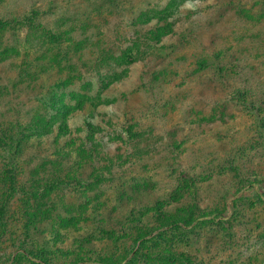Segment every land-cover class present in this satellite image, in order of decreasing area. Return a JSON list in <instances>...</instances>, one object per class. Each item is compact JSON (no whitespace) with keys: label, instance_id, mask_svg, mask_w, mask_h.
Returning <instances> with one entry per match:
<instances>
[{"label":"rangeland","instance_id":"obj_1","mask_svg":"<svg viewBox=\"0 0 264 264\" xmlns=\"http://www.w3.org/2000/svg\"><path fill=\"white\" fill-rule=\"evenodd\" d=\"M132 1L134 8L124 12L119 8L127 6L126 3L129 0H117L114 3L113 0H0V20L10 23L8 27L0 28V53L2 50L6 53L3 54L6 59L1 65L5 73H3L5 83L0 87L5 92L0 93V120L16 117L21 125V131L25 130L28 141L27 148L22 149V161L20 162L18 157L19 161L16 165L18 191L13 192V196L6 203L3 225H0V264H74L81 255L80 238L85 237L89 232L88 228L110 229V224L104 219L101 220V224H95L92 220L75 223V219H72V222H68L65 214L56 215L46 205V200L57 201L60 207L77 203L82 206L81 210L85 211L77 214H80V218L85 217L99 210L92 206L94 201L88 204L91 194H95L91 189L89 192L80 189L74 194V190L58 188L49 194H41L39 200L22 194L21 191L28 190V186L31 185L28 176L32 168L30 164L40 162L39 157L49 153L47 145L56 134V130L44 135L41 128L43 126L46 128L51 123H54V128L57 127V123L60 128L66 126L72 133L69 138H73L77 145L85 138L92 137L91 141L86 142L94 143L95 152L99 157L109 159L115 156L127 159L126 155L136 156L130 158L134 161L133 168L125 169L123 173L125 182L122 183L123 204L120 206L118 203L117 206L112 196L111 201L101 205L99 212L108 214L111 221L115 218L122 219L136 204L139 209V199L150 200L149 197L153 196V193L149 192L150 186L156 188L152 189V192L160 205L159 209L145 208L144 210L149 211L143 213L144 218L140 221L142 223L135 225L132 232L125 230L117 235L113 240H116L117 248L113 249L115 255L111 258L112 261H124L130 248L135 247L136 255L132 258V264H155L160 258L171 259L174 262L177 260V264H264V201L258 198L253 188L240 193L233 201L230 200L232 194L239 193L240 189L251 182H257L259 188L264 190V128L261 127L256 111H248L240 97L230 104L224 99L226 97L221 96L220 91L215 92V82L211 76H195L181 86L185 79L182 73L185 70L192 72L197 64V58L194 55L200 53V48L194 49L193 43V48L173 46L172 49L166 48L164 51L168 53L172 50L174 56L172 72L169 74L171 85L169 90L164 91L171 93L173 101L177 102L172 114L166 115L165 107L158 104L153 107L154 116L150 117L149 112L144 108L148 105L153 106L151 103L144 101L142 102L144 106L141 108L142 105H140L137 108L133 106L134 101L118 98L107 106L108 111L103 109L104 105H101L94 109L88 106L83 111L64 114L61 107L64 104H74L70 101L72 94L70 91H78L77 88L82 84L81 82L88 81L86 79L77 83L74 80L71 86L56 94L60 100L57 109L52 112L38 111L34 115L35 108L32 106L35 107L40 101H46V96L50 94L53 87L52 79L48 80L46 74L42 72L46 68L54 71L55 66H45L41 55L46 48L55 47L53 44L50 45L54 35L61 33L70 36L79 43L85 55L90 49L98 51V48L107 53L100 56V60H95L99 63L91 64L90 73L93 75L95 70L103 71L107 63L117 65L114 54L120 56L126 49V44L128 46L130 42L137 40L136 43H138L151 38L157 40L165 32L170 34L171 31L165 29L166 22L172 23L177 34L180 33L182 36L186 35L189 28H193L203 44H208L211 36L220 35L222 31L219 26L213 30L207 27L204 29L208 25L206 23L210 11L205 6L215 0L195 1L194 6L191 3L182 5L181 0ZM258 1L260 0H245L248 16L250 14L260 16L263 9L257 4ZM177 5L179 8L175 9ZM157 9L163 10L161 15H169L171 12L173 17L166 18V22L157 20L153 17ZM91 10L92 12L97 10V12L94 14L90 12ZM110 12L115 14L112 15ZM176 14L180 15L176 17ZM141 18L152 20L148 22L150 24L142 27L141 24L139 25ZM251 18L257 20L255 17ZM131 22L139 28L136 39H130V33L135 32V29H131L133 26ZM198 24L199 27H197ZM154 25L161 31H155ZM200 28L202 32L198 33ZM248 28L251 29L250 37H248L251 44L243 49H247V53L254 58L253 67L259 73L255 63L263 59L264 53L260 46H264V36L257 33L259 30L256 26ZM223 29L233 30L228 26ZM239 35L244 36V33ZM217 39V44L222 41ZM163 44L167 46L170 41L164 40ZM42 56L46 57V55ZM237 63L244 66V70L241 73H231L230 83L235 87V91L239 92L243 88L245 80L248 86L247 91L252 92L255 104L264 106V84L256 86L251 72L245 69V58H239ZM258 68L264 74V68ZM13 71H17L20 82L16 83L14 93H10L12 81L7 83L8 87L5 85L6 78L8 81L10 76L14 78ZM177 71H180L182 76L178 74L174 77V72ZM117 85L115 91L119 97L122 85ZM107 93L113 96L111 91ZM153 93L158 96L159 89H154ZM110 98L105 96L104 99L111 102ZM143 99H146V96ZM11 100H13L12 103H10ZM224 106L233 113L232 117L235 118L233 122L229 123L230 120L225 117L224 124H221L223 118L218 112ZM132 108L136 109L129 119L137 121L140 125L154 123L160 146L165 142V138L173 144L175 152L167 149L166 153L170 156V164L175 166L177 171L175 174H167V177L172 176L170 186H172V193L175 191L176 200L172 201V204H166L167 200L170 201L163 193L166 180L162 179L166 175L159 172V169L156 170V165L162 162L163 151L159 154L156 152L152 158H146L144 154L147 147L144 145L148 146L151 140H148L149 143L147 140H142L139 148L127 147L123 142L127 138L123 120L127 119L130 111L133 112ZM211 110L217 111L214 116L210 114ZM179 115L184 117V121L177 122ZM85 116L94 125L93 130L84 129ZM261 116L264 117V110ZM31 117H37V124L25 126ZM166 119L176 127L163 132L162 129L169 126ZM55 120H57L56 124ZM77 129L79 130L76 131ZM111 131L122 138L118 139ZM168 136L171 139H168ZM43 137H46L47 141L41 142ZM181 138L188 139L182 144ZM37 153L40 156H37ZM5 162H7L6 157L0 156V204L8 187L9 175L6 174L8 167L5 166ZM147 170L153 173L148 175L152 180L148 187H145L144 182L141 181L145 176L147 178L145 175ZM60 172L61 176H64L66 170L63 168ZM43 173H46L44 176H49V170L39 169L38 176L41 179L44 177ZM71 173L65 175V178H70ZM181 173L184 175L178 178ZM113 180V177H110L108 180H102L101 183L103 182L105 188V184L107 187L114 184ZM106 195H109V192L103 198ZM227 200H230L228 207L225 205ZM37 210L42 211L43 215L37 213ZM30 212L32 219L26 222V213ZM121 213L126 214L121 215ZM213 214L215 218L208 219ZM41 216H45L44 219ZM177 221L183 222V225H173ZM141 236H145L146 239L137 243L136 238Z\"/></svg>","mask_w":264,"mask_h":264},{"label":"trees","instance_id":"obj_2","mask_svg":"<svg viewBox=\"0 0 264 264\" xmlns=\"http://www.w3.org/2000/svg\"><path fill=\"white\" fill-rule=\"evenodd\" d=\"M195 1L199 0H181V4L183 5V3H191L194 6L196 5ZM114 2H117V0H113V3ZM257 4L259 6L261 5V8L263 9L262 12H260V16L259 14H255V16H251V14L250 16H248L246 14L245 0H215L212 3L206 4L205 7L209 8L210 11L206 23L208 25L205 26L204 29H206L207 27L209 30H213L214 28H218V26L219 29H222L220 33L221 36L214 34L209 39L208 44L202 43L201 38L199 36H196L193 28H189L185 36H182L180 33L177 34V31L173 28L172 23L166 22V18H171L172 13L170 12L169 15H161V12L163 10L161 11L160 9H157L153 14V17H155V19L157 20L159 19L165 21L167 25L165 29H169L168 31H171V33L168 34L169 32H165V34L159 36L160 38L157 40L156 38H151L149 40L146 39L145 41H141L138 43H136L137 40L130 42L128 46L126 44V49L123 53L121 52L120 56H115L114 54V59L118 62L117 65H110L109 63H107L106 67H103V71L95 70L93 75L90 73L91 64H93V62L99 63L95 60H100V56H102L103 54L107 55V53L103 51V49L98 48V51L90 49L89 53L85 55V53L81 51L79 43H76V41L70 36H66V34L64 35L61 33H59L58 35H54V37H52L53 41L51 40L50 45L53 44L55 47L46 48L45 52L42 54L46 55L45 58L41 55V59L44 61L43 64L45 66H55L54 71L52 69L46 68L44 72H42L46 74V78L48 80L52 79V91H50V94L46 96V101H40L35 105V107L32 106V108H35L34 115L35 113L37 114L38 111L42 112L43 110H46L48 112H52L53 110L57 109L60 100L56 94L63 91V89L71 86L74 80H76L77 83L80 80L86 79H88V81L81 82L82 84L77 88L78 91H70L72 93L70 101L74 104H64L61 107V111H63L64 114L68 115L72 112L74 113L76 111H83L88 106L94 109L100 107L101 105H104V107L102 106L103 109L108 111L109 109L107 108V106L114 102L116 98L120 100L126 99L125 101H134L133 106H137V108L140 105H142L140 106L142 108L144 106L142 102L144 101H146L147 103H151L153 106L148 105L144 108L149 112L150 117L154 116L155 110H153V107L158 104L159 106L165 107V109L167 110L166 115L172 114L175 110L174 108L176 107L177 102L173 101V95L171 93L164 91L165 89L169 90V86L171 85L169 74L172 72L174 56L172 50L168 53H164V51L166 48L172 49L173 46H175V48H183L185 46L187 48H193V43L195 47L194 49L200 48V53L194 55L197 58V64L194 66L195 69L192 72L185 70L182 73L185 79L182 81L181 86H183L189 80V78H194L195 76H211V78H213L212 80H214L215 82V92L220 91L221 96L226 97L224 99L229 101L230 104H233L235 100L240 97L242 103L245 105L248 111H256L255 114L261 121V127L263 129L264 117L261 116V113L264 110V106L261 107L255 104L252 92L247 91L248 86L245 80L243 82V88L240 89L239 92L235 91V87L230 83V77L232 76L231 73H241V71L244 70V66H240L237 63L238 59L242 57L245 58V69H248L249 72H251L253 79L256 81V86L264 84V74L263 72H261L260 68H258H264V54L263 59L255 63L257 69L259 70V73H257V70L253 67L254 64L252 62L254 58L250 53H247V49H243L251 44V40L248 38L250 37L249 31L251 30L250 28H248L249 26H256V28L259 30L257 31V33L264 36V0L258 1ZM126 5L127 6L119 8V10L129 12V10H132L134 8L132 0H129ZM178 8L179 6L177 5L175 9ZM90 12H92V10ZM96 12L97 10H94L92 13L95 14ZM110 14L114 15L115 13L110 12ZM178 15L180 14H176V17ZM251 17H255L257 20L255 21ZM141 19L142 20H140L139 25L141 24L140 26L142 27L150 24L148 22L152 20L148 18ZM131 24L133 25L131 26V29H135V32L130 33V39H136L137 37L135 36L139 28L134 26L133 22H131ZM9 25V22L0 20V28L8 27ZM241 25L243 27H240ZM227 26L233 30L229 31L223 29ZM197 27H199V24ZM153 28H155V31L157 32L161 31L155 25ZM198 31V33H201V28L198 29ZM242 32L244 33V36L239 35ZM251 33L253 34V31ZM224 37H227L228 39H223ZM217 38L222 40L218 44ZM164 40H169L170 44L165 46L163 44ZM261 48L264 53V46H260V49ZM3 54L6 53L2 50V52L0 53V68L2 65V61L6 59L4 58ZM3 73L4 71L1 68L0 86L5 83ZM28 73L31 74L30 71H28ZM12 74L14 78L10 76L9 81L8 78H6L5 85L6 87H8L7 83L12 81L10 83V93H14L13 89L20 82L19 76H17V71H13ZM178 74L182 76L180 71L174 72L173 76L176 77ZM228 74H230V76H228ZM243 77H245V75ZM117 84L122 85L119 97L117 91H115V88L118 87ZM0 89L2 88L0 87ZM154 89H159L160 93L158 96L154 95ZM2 91L3 89L0 92L1 94L5 92L3 91L2 93ZM108 91H111L113 93V96L112 94L107 93ZM105 96L111 97V102L108 101V99H104ZM144 96H146V99H143ZM12 102L13 100L10 101V103ZM257 107H259V109ZM135 109L132 110V113L130 111V114L127 115V119L123 120L125 135L127 136V138L123 142L127 147L133 146V148H135L136 146V148H139L141 146L140 142L142 140H147L148 143V140H151V143H149L148 146L144 145V147H147L145 148L146 152L144 154L146 158H152L156 155V152L157 154H159L163 151V159L161 160L162 162H159L158 165H156V170L159 169V172L166 175L162 179L166 180V187H164L165 189L163 190V193L165 197L170 201L168 202L167 200L166 204H172V201L174 202V200H176L174 197L175 191L173 193L171 191L172 186H170V179L172 178V176L167 177V174H175L177 171L175 169V166L173 167L170 164V156H168L166 153L167 149H170L171 152H175V149L173 147V144H171L169 140H167V138H165V142H163V144L160 146L159 140L157 139V136L155 134L157 129L154 123L150 125H140L137 121L129 119L133 115ZM178 112L181 113V110L178 109ZM216 112V110H211L210 114L214 116ZM218 113H220L219 116L223 118L221 124H224L223 121H225V117H227V120H230L229 123L233 122L235 119L232 117L233 113L230 110L228 111L227 106H224L223 109H221ZM183 118L184 117L182 115H179L177 122L184 121ZM166 121L167 125L169 126L164 127L162 129L163 132H168L169 130H171V128L173 129L174 127H176L175 124L170 122V120L166 119ZM37 122V117H31L30 120L27 121L25 126H31V124H37ZM56 122L57 120H55V124ZM83 122L85 123L84 129L86 131L93 130L95 128L87 116H85ZM53 125L54 123H51L50 125H47L46 128L44 126L41 128L44 131V135L52 133L53 130H56V134L53 135L51 141L47 145L49 153H44L42 156L37 153V156H40V162L34 164L32 163V165L30 164V167L32 168H30L28 176L31 181V185L28 186V190H22V194L25 196H29L32 199L39 200L41 194H49L50 192L55 191L58 188H68L67 190L71 191L74 190V194L77 193L80 189H84V192H89V189H91L93 192H95V194H91L88 204L90 205V203L94 201V203H92V206L94 207V209L99 210L94 211L93 214L90 213V215H85V217L82 218H80V214L85 211L81 210L82 206H80V204L73 203V205L67 204V206L62 205V207H60V204L57 201L46 200V205L50 208V210H53L56 215H58V213L65 214V218H67L68 222H72V219H75V223H84L86 220H92L95 224H101V220L104 219L108 224H110L109 230L103 228H98L97 230H91L89 228L87 229L89 230V232L86 233L84 238H80L81 246L79 252L81 253V255L74 262V264H132V258L136 255L135 247L130 248L124 261L114 262V260H111V258L115 255V251H113V249L117 248L116 240H113L119 233L121 234L125 232V230H130L132 232V230L135 229V225L142 223L140 221L144 218L143 213H148L149 211L144 210L145 208L147 209L149 207H152L155 210L159 209L160 205H158L159 203L154 196V192H152L156 188H154V186L152 185L150 186L149 192L153 193V196L149 197L150 200H147L146 198L139 199V209H137L136 204V206L133 207L132 210L127 212V214L121 213V215L126 214L122 217V219L119 218L118 220L115 218L114 221H111L108 214L99 212L102 208L101 205H104L105 202L111 201L112 196L114 197L117 206L118 203L120 204V206L123 204L122 201L124 197V189L122 183H125L123 180V173H125V169L133 168L134 161L130 160V158L136 156L126 155V157H128L127 159L115 156H111L109 157V159L108 157H99L95 152L94 143L92 142L91 144H87L86 142L88 140L91 141L92 137L85 138L82 143L77 145L73 138H69L72 133L71 131H68L66 126L60 128V125L57 123V127L54 128ZM20 127L21 125L16 117L0 120V156L4 155L7 159V162H5V166L8 167L6 170V174L9 175L8 187L5 190V195L3 196L0 204L1 226L3 225L5 205L13 196V192L18 191L16 188V165L19 161L18 157H20L21 162V156L23 155L21 154L23 152L22 149L27 148L26 143L28 141L26 140L27 138L25 135V130L21 131ZM78 130L79 129H77L76 131ZM105 130L109 131L108 128H105ZM111 133L115 134L114 131H111ZM115 136L118 137V139L122 138L118 134H115ZM168 139L171 138L168 136ZM187 139L188 138H181L180 143L184 144ZM152 140H154V142ZM43 141H47L46 137H43V140L41 142ZM102 148L104 149V145L102 146ZM138 157H140V155ZM105 162H107V164H105ZM126 163L127 165H125ZM63 168L66 170L65 175H68V173L72 172V176H70V178H65V175L61 176L62 174L60 172V169ZM39 169L49 170V176H44L47 172L45 174L43 173L44 177L43 179H41L38 176ZM152 173L153 172L150 171L145 172L147 178L145 176L141 181L144 182L145 187H148L149 182L152 180V178L148 176ZM105 174L107 176H105ZM183 175L184 173H181L178 178L182 177ZM110 177H113L114 184L108 187L107 184H105L106 187L104 188V184H102L103 182L101 183V181L108 180V178ZM117 180L119 181L117 182ZM30 181L28 180V183ZM251 188H253L258 198L264 201V190L262 188H259V184L257 182H251L249 185L240 189L239 193L237 192L235 194H232L230 200L233 201V199H236L240 193H243L244 191ZM159 191H161V188H159ZM107 192H109L110 198L109 195H106V197L103 198V196ZM146 196L148 195L146 194ZM230 200L226 201V207H228V202H230ZM117 206L115 207L117 210H119ZM74 212H76L75 215ZM78 212L81 213L77 214ZM37 213H41V215H43V212L40 210H37ZM26 216V222L28 219H32L31 212L26 213ZM41 217H43L44 219L45 216ZM214 218V214L208 217V219L212 220ZM173 225L181 226L183 225V222L177 221L174 222ZM143 239H146V237H137L135 241L137 243H140ZM103 248L105 249L102 250ZM102 254H105L106 256L108 255V257H104V255ZM155 264H177V260L174 262L171 259L160 258L156 260Z\"/></svg>","mask_w":264,"mask_h":264}]
</instances>
